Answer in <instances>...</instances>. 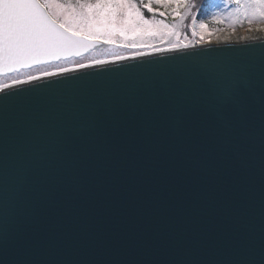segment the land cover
<instances>
[{
  "label": "water",
  "instance_id": "95a60500",
  "mask_svg": "<svg viewBox=\"0 0 264 264\" xmlns=\"http://www.w3.org/2000/svg\"><path fill=\"white\" fill-rule=\"evenodd\" d=\"M193 43L0 91V264H259L264 38Z\"/></svg>",
  "mask_w": 264,
  "mask_h": 264
},
{
  "label": "snow or ice",
  "instance_id": "6c2138e0",
  "mask_svg": "<svg viewBox=\"0 0 264 264\" xmlns=\"http://www.w3.org/2000/svg\"><path fill=\"white\" fill-rule=\"evenodd\" d=\"M224 2L226 5L233 4V11L247 17L250 24L254 20L264 21V0ZM154 3L160 8L170 9V14L178 18L180 24L168 25L164 19H157V15L164 17L169 13L158 11V8L153 7ZM194 7V0H0V74L53 60H66L93 49L100 42L115 44L120 40L121 46L136 48L141 46L137 38L153 37L165 31L178 40L180 33L176 29L183 25L189 14L192 16L191 28L195 36L197 22L192 12ZM143 9L151 14V18L145 16ZM199 28L204 30L207 25L201 21ZM203 42L204 36L201 34L196 43ZM181 47L186 48L188 44H171V48ZM162 50L166 49H154ZM113 59L124 60L127 57L117 55ZM108 62L106 59L91 61L96 65ZM88 67L89 64L76 63L73 68L60 66L58 71L63 73ZM56 74L46 70L40 73L46 77ZM204 74L215 85L222 104L241 102L243 93L238 79H229L223 72L213 69H206ZM28 79L36 80L39 77L29 75ZM23 83L25 81L20 79L12 80L13 85ZM8 87L10 85H0V91ZM259 264H264V248Z\"/></svg>",
  "mask_w": 264,
  "mask_h": 264
},
{
  "label": "rangeland",
  "instance_id": "374dc122",
  "mask_svg": "<svg viewBox=\"0 0 264 264\" xmlns=\"http://www.w3.org/2000/svg\"><path fill=\"white\" fill-rule=\"evenodd\" d=\"M145 2H147V0ZM194 3H195V7L192 9V12L195 13L196 22H197V27H196L197 35L195 36H193L192 28H191L192 16L191 14H189L183 21V25L178 26L176 29V31L180 33L178 40H177V37L175 36L167 35L165 31V33L161 35H157L153 37L137 38L141 46H138L136 48L123 47L121 46L120 40H117L115 44L105 43L103 46L95 49L91 53L93 54L95 52V53L106 54L109 52H114V53L117 52V54H124V53L132 52V51L142 50V49L152 47L155 45H161L163 43H169V45H171L172 43L180 42L183 44L185 42H189L190 40H193L196 43V41L200 40L201 34L204 36V42H205L210 39L211 35L216 30L222 27H229L231 29L239 28L237 26L241 25L243 23L242 20L244 19L247 25L250 24L248 23L247 17L238 15L237 13L233 11L235 7L233 4L232 6L226 5L225 2L222 0H194ZM153 7L158 8V11H164V12L169 13L168 15L164 17H160L159 15H157L156 17L157 19H164L168 25H173V24L179 25L180 24L179 19L173 18V16L170 14V11H171L170 9L160 8L155 3L153 4ZM144 14L146 17L151 18V15H147L145 12ZM213 17H216V19L214 20ZM201 21H203L207 25V28L204 30H201L199 28V23ZM259 22H264V21L254 20L251 24L259 23ZM91 53H88V54H91ZM81 57L83 56L72 57V58H68L66 60H60L58 62H54L51 64L39 65L33 69H29L28 71H24L21 73H15L12 75H6V76H3L2 78L0 77V85L4 84L5 82H12L13 79H20V78H24L25 76L36 75V74L41 73L42 71H45V70L50 71L55 68H59L60 66H70L76 63H83V60H78ZM87 61L88 59L84 60V62H87Z\"/></svg>",
  "mask_w": 264,
  "mask_h": 264
},
{
  "label": "bare ground",
  "instance_id": "6f19581e",
  "mask_svg": "<svg viewBox=\"0 0 264 264\" xmlns=\"http://www.w3.org/2000/svg\"><path fill=\"white\" fill-rule=\"evenodd\" d=\"M259 38H264V22H259V23H253V24H249L247 26L241 27V28H235V29H230L228 27H222L218 30H216L210 37V39L208 41H205L206 43H218V42H231V41H243V40H252V39H259ZM191 42H185L183 44H188V46L190 45ZM193 44H197V43H193ZM155 48H160V49H173L171 48V45H169V43H163L161 45H155L152 47H148L142 50H138V51H132V52H128V53H124V54H117L114 52H109L106 54L103 53H91L88 55H85L83 57H81L78 60H83L84 64H89L91 65V61L93 59H106L108 61H112L114 60L113 57L117 56V55H121L124 57H132L134 56L133 53L134 52H140L142 53L141 55L144 54H149V53H155V52H159V51H154ZM165 51V50H162ZM138 56V55H135ZM85 59H88L87 62H84ZM75 64H72L70 66H64V67H69V68H73ZM50 72H59L58 68H55L53 70H50ZM32 76H42L39 74L36 75H32ZM20 80L26 81L28 80V76H25L24 78H20ZM4 84L10 85L12 84V82H5ZM3 85V84H1Z\"/></svg>",
  "mask_w": 264,
  "mask_h": 264
},
{
  "label": "trees",
  "instance_id": "16d2710c",
  "mask_svg": "<svg viewBox=\"0 0 264 264\" xmlns=\"http://www.w3.org/2000/svg\"><path fill=\"white\" fill-rule=\"evenodd\" d=\"M145 1H146V0H145ZM222 1H224V0H222ZM228 5L232 6V4H228ZM143 11H144L147 15H151L150 13L147 12L146 9H143ZM240 18H241V17H240ZM244 20H245V19H244ZM244 20H242L243 23H242L241 25L237 26V27L241 28V27H244L245 25H247V23H245Z\"/></svg>",
  "mask_w": 264,
  "mask_h": 264
}]
</instances>
